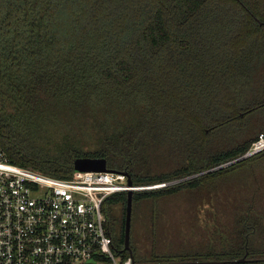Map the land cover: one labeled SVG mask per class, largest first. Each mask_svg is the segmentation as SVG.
Segmentation results:
<instances>
[{
	"label": "trees",
	"instance_id": "obj_1",
	"mask_svg": "<svg viewBox=\"0 0 264 264\" xmlns=\"http://www.w3.org/2000/svg\"><path fill=\"white\" fill-rule=\"evenodd\" d=\"M257 18L264 22V0H0V150L12 163L59 178H71L75 158L88 156L106 158L109 168L128 172L136 184L183 179L134 192L133 212L151 204L153 233L151 249H132L137 262L230 261L244 255L246 244L259 256L264 243L246 228L258 221L256 231L264 230L257 207L252 210L257 189L234 198V224L209 192L212 177L220 180L255 159L213 169L244 155L259 134L212 151L211 133L238 114L211 115L195 104L197 97L184 81L188 69L205 68L198 76L192 71L193 80L216 78L228 109L229 71L213 69L223 65L216 55L227 54L230 45L242 48L244 42L263 40L264 23ZM203 97L212 103L207 88L198 99ZM46 118L55 124L47 123L40 134ZM161 137L173 145L184 137V165L151 168ZM182 191L208 197L198 206L194 234L160 251L157 233L164 221L158 214L165 213L156 204ZM126 207L127 192L111 195L104 204L106 226L119 251Z\"/></svg>",
	"mask_w": 264,
	"mask_h": 264
},
{
	"label": "built area",
	"instance_id": "obj_2",
	"mask_svg": "<svg viewBox=\"0 0 264 264\" xmlns=\"http://www.w3.org/2000/svg\"><path fill=\"white\" fill-rule=\"evenodd\" d=\"M264 151V132L242 156ZM183 179L130 184L125 171L59 178L12 163L0 150V264H134L106 226L104 204L119 192L160 189Z\"/></svg>",
	"mask_w": 264,
	"mask_h": 264
},
{
	"label": "rangeland",
	"instance_id": "obj_3",
	"mask_svg": "<svg viewBox=\"0 0 264 264\" xmlns=\"http://www.w3.org/2000/svg\"><path fill=\"white\" fill-rule=\"evenodd\" d=\"M230 36H233V31L230 32ZM243 44L242 48H234L230 45L227 54L219 53L216 55L217 63L223 65H214L215 68H213L214 70L224 69L227 74L229 71L231 98L228 109L225 105L226 100L221 99V97H224L223 94L218 95L216 91V78L213 77L211 78L212 80H210L206 75V78L203 77V80L205 79L204 81L199 78L193 80L194 76L192 71L198 76L199 72L200 74L205 72V68L199 70L188 69L189 71L184 75V81L190 83L189 92L192 91V95L197 97L194 100L195 104L198 107L206 108L211 115L225 114L224 117H226L229 111L231 112V108L234 104L237 107L236 109L234 108V114L235 116L238 114L237 116L240 118H237V116L235 119L226 118L225 123H223L216 132L213 134L211 133L209 146L212 148V151L234 147L242 142L245 143L252 138L251 136L255 137L257 134L264 132L263 130L252 134L248 131L247 128L249 125L257 123L258 119L255 118L257 114L249 116L247 119H243L239 112L240 108L238 107V105H241L242 103L243 96L239 99L236 93L237 91L241 95V90L242 92L243 90L246 92L247 81H249V79H247L248 76L252 83L255 82L258 73L256 64L258 62H264V39L257 41L256 43L254 41L251 44L246 42ZM236 50L240 51L236 52ZM210 58H212V54L209 55L208 59ZM199 65L200 63L197 62L193 67L197 68ZM201 83L203 86H200ZM206 88L208 89V94L211 92V97L213 99L212 103H210V100L206 99V97L198 99L201 91ZM221 101H224L223 107L221 106ZM210 104L211 110L209 108ZM220 107L222 108L220 109ZM47 123L55 124L54 121L52 122V120L50 121L46 118V120L42 122L41 128H39L41 130L40 134L46 133ZM54 129H56V125H54ZM160 141L161 142H158L160 145L158 144V147L152 150V169L171 170V168L180 167L186 163L188 154L186 153V142L184 137L179 141L177 138L175 145L163 137H161ZM253 157L255 159L244 164L238 170L226 173L222 179L218 180L217 178L214 179L212 177L213 179L211 178L209 180V192L211 190L215 193L214 197L211 199H214V205H216L217 208H221L223 216L230 224H234L233 221L236 218L233 215L231 205L232 203H236L235 201H238V199L234 198L250 194L249 189H251L252 186L254 189H257L255 188L257 187V177L260 176L263 178L264 176V152L256 154ZM258 181H261L259 177ZM218 191L220 192L218 193ZM203 196L208 197L206 193L201 195L200 192H198V194L195 193L194 195L189 191H182L175 195L166 196L163 200L157 202V210H160L161 212L163 210L165 213V217L163 214H158V216L164 221V229L157 233L158 241L156 242L160 251H167L166 248L176 247V243L180 244L194 234L192 227L196 228L195 224L197 222L199 211L198 206L204 200ZM208 201H210V199ZM150 205L151 204L149 203H144L142 207L136 206L132 216L131 228L133 239L137 246L147 251L152 248L153 243ZM256 206L258 209L261 208L258 199L257 204L254 207L252 206V210L255 209ZM190 230H192V233L189 232Z\"/></svg>",
	"mask_w": 264,
	"mask_h": 264
},
{
	"label": "flooded vegetation",
	"instance_id": "obj_4",
	"mask_svg": "<svg viewBox=\"0 0 264 264\" xmlns=\"http://www.w3.org/2000/svg\"><path fill=\"white\" fill-rule=\"evenodd\" d=\"M256 68L258 69V73L257 76L255 78V82L252 83L250 80V77L248 76L247 79H249V81H247V87H246V92H242L241 90V95L240 93H237L239 99L242 98V103L241 105L238 107L240 115L243 119H247V117L252 116L254 114H257V116L255 117L257 120V123H252L251 125H247L248 126V131L251 132L252 134L254 133H258L259 131H263L264 130V62H258L256 64ZM234 90V89H233ZM251 91V92H250ZM237 108V107H236ZM235 108V109H236ZM235 109L231 110V114L234 115ZM238 112V113H239ZM246 126V127H247ZM253 137V136H251ZM250 137V138H251ZM264 152V151H262ZM260 152V153H262ZM259 154V153H257ZM256 155V154H255ZM253 155V156H255ZM252 157V156H251ZM258 177L261 181H258ZM257 177V192L255 193V195H257L256 200L258 199V203L261 206L260 209H256V213L258 217L262 218V224L264 225L263 221H264V176L263 178H261L260 176ZM242 199V197H241ZM257 207V206H256ZM133 216V214H132ZM258 223V221H256L255 223H251L248 224L246 223V228H248V233H256V236L264 243V230L262 232H257L256 230H258V226H256V224ZM261 223V222H260ZM247 236V243H248V239H249V234L246 235ZM132 249L133 248H138L141 249L140 247L137 246L136 242L133 239V234L131 233V243H130ZM136 248V249H137ZM145 252L147 250L141 249V252ZM264 251V250H263ZM259 253V256H255L256 254H251L247 244H246V248H245V252L244 255L242 257H246L247 259H263L264 258V252ZM240 257V258H242ZM251 262V261H248Z\"/></svg>",
	"mask_w": 264,
	"mask_h": 264
},
{
	"label": "water",
	"instance_id": "obj_5",
	"mask_svg": "<svg viewBox=\"0 0 264 264\" xmlns=\"http://www.w3.org/2000/svg\"><path fill=\"white\" fill-rule=\"evenodd\" d=\"M258 19V18H257ZM259 20V19H258ZM260 24H263V21H260ZM242 160V159H240ZM228 163L218 166L213 169L221 168L227 166ZM212 169V170H213ZM74 171L75 172H85V171H110L116 172L119 170L111 169L108 167L107 159L104 157H88L82 156L77 157L74 160ZM207 172V171H206ZM204 172V173H206ZM128 176V181L130 184L133 183V180L128 172L125 171ZM133 194L132 190L127 191V207H126V222H125V234H124V247L120 252L128 251L129 255L133 258L134 264H238L244 261H264L263 259H247L246 257L233 259L230 261L224 260H189V261H175V262H149L141 263L137 262L130 245L131 243V228H132V214H133Z\"/></svg>",
	"mask_w": 264,
	"mask_h": 264
}]
</instances>
